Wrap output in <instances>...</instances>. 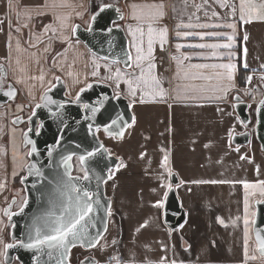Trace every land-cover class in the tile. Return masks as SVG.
<instances>
[{"label":"crops","instance_id":"obj_1","mask_svg":"<svg viewBox=\"0 0 264 264\" xmlns=\"http://www.w3.org/2000/svg\"><path fill=\"white\" fill-rule=\"evenodd\" d=\"M44 2L45 0H13V8L10 11L7 0H0V20L5 21L0 25V64L7 69L8 76L5 82L12 83L18 90L17 99L13 102L14 107L21 105L18 103L23 100L26 104L23 111L25 112L29 104L40 102V97L49 84L55 83L54 77L57 76L65 79L68 95L71 97H76L86 83L100 81L110 85L115 94L119 93L130 100L126 84L121 82L119 88H116L114 80L105 78L115 73L117 69L125 73L134 71L137 74L139 69L126 70L119 63L98 57L83 42L76 39L74 34L71 46L58 39H52L51 50L48 53H44L43 49L48 45V36L51 33L42 37L44 43H39L38 47L29 46L30 32H42L44 25L53 23L51 15L34 18L28 28H22L19 33L15 31L19 26L17 10L21 13L22 24L25 22L24 8L39 7ZM99 2L100 0H68L74 7L58 8L57 12L70 15L71 25L82 24L88 27L91 15L97 10ZM104 2L114 4L122 11L125 18L121 24L129 38L131 53L135 57L133 37L128 31L130 25L136 26V21L130 18V5L151 3L156 0H104ZM255 2L261 3L264 0ZM165 3L168 5V14L157 27H167L168 41L163 48L158 42L154 45L152 61L156 66L153 73L161 81L165 96L163 98L156 96L154 100L146 98L150 102H137L132 106L134 123L121 138L123 144L116 148V156L121 158V163L115 171L116 190L112 197L108 230L101 241V245L107 247L87 250L91 252L88 255L97 258L99 264H109L110 261L117 264V260L119 264H159L165 257L168 261L175 260L177 264H264V259H260L257 252L253 223L248 226V255L249 257L255 255L258 258L256 260L245 258L243 223L245 200L247 199L249 203L251 220L255 217L251 215L255 213L254 202L257 199H264L259 187L260 183L264 182V152L254 135L248 145H235L232 142L235 133H242L255 123V108L263 95L261 77L264 76V19L253 17L248 23L241 21L239 0H227L229 6L236 5L235 17L231 15V7H221L217 0H194L195 5L200 6L199 11L191 6L192 0H189V8L180 15L174 12L171 6L176 4L179 8L182 0H165ZM213 12L218 13V16H213ZM77 13L81 15L78 16ZM181 22L193 25L235 23L236 28L235 31L224 26L180 28L182 35L177 36V26ZM183 33L192 35L184 36ZM209 33L217 35L212 36ZM9 35L12 37L11 65L5 60L9 55L7 47ZM229 36H234V40H228ZM17 39L21 45L20 52L16 51ZM199 43L230 44L232 47L218 49L188 47ZM177 44L185 46L177 49ZM144 48L146 52V37ZM184 56L189 59H183ZM173 57H179L182 64ZM18 58L21 61L20 65L16 64ZM222 63H234L237 66L234 87L228 93V101L200 98L218 95L219 93L213 89L229 82L218 81L215 78V73L223 71L222 69L211 67L196 69L191 66ZM245 63L247 68L244 67ZM147 64L145 61V70ZM241 66L249 72L248 76H252L251 83L246 81L245 86L240 84ZM94 71H98L99 75L93 76ZM41 72L45 74L43 86L40 81L29 79L39 76ZM203 76L213 78L201 79ZM20 78L24 79V83H17ZM246 89L253 95H246ZM236 95L251 103L252 122L247 127L240 123L241 119L234 109L233 97ZM32 96H35L34 100ZM139 96L138 92L137 101ZM193 96L197 98H190ZM229 112L233 115L229 116ZM19 113L22 112L14 113L7 104L0 106V127L4 128L3 134L0 135V150H3L0 152V183L6 182L5 188L0 191V221L3 222L0 228H3L5 242H8L6 235L9 227L4 210L13 197V181L16 178L13 179L11 175L9 133L14 126L11 119ZM17 129L21 137L23 129L22 131L19 127ZM124 161L127 162L128 168L125 172H120ZM172 174L179 180L176 192L186 211L185 223L176 230H171L165 224L163 207L155 206L164 200L167 186L171 185ZM245 184L257 187L245 188ZM145 224L147 227H143ZM112 241L117 243L113 244ZM76 248L81 247L73 248L72 253ZM114 257L116 259H113ZM80 260L77 258L74 261L71 254V264H79Z\"/></svg>","mask_w":264,"mask_h":264},{"label":"snow or ice","instance_id":"obj_2","mask_svg":"<svg viewBox=\"0 0 264 264\" xmlns=\"http://www.w3.org/2000/svg\"><path fill=\"white\" fill-rule=\"evenodd\" d=\"M221 7L228 8L231 7V15L235 17L236 15V5L233 4L229 6L227 0H217ZM7 6L11 11L13 8V0H7ZM189 0H182L181 6L178 8L176 4H173L172 10L176 12L178 15L182 14L189 8ZM193 7L197 8L199 11V7L195 5L194 0H192ZM66 7H74L68 3V0H45V2L40 5L39 7H25L23 10V18L24 23H20L21 20V13L19 10L16 12L17 17V24L18 27L15 28L17 33L21 32L22 28H28L29 24L34 18L51 15L53 19V23H49L43 26L42 32L39 33H31L30 32V39L28 41L29 46L36 48L38 47L39 43H44L42 39L43 36H48L49 43L43 49L44 53H48L51 50V43L52 39H58L62 43H66L71 46V39L72 34L75 33L78 25H71L69 21L71 20V16L67 14H63L57 12L58 8H66ZM83 7V5H80ZM115 6L111 3H105L104 0H100L97 5V10L91 15V22H95L97 17L105 12L106 9L114 8ZM131 13L130 18L136 21V26L132 27L129 26L128 31L133 37V46L135 47V57L129 52L127 54V59L124 61L125 67L132 69H139V73L137 74L134 71H129L127 73L122 72L120 69H117L115 73L106 77L107 80H114L116 82V88H119L120 83L123 82L128 86V96L130 98L129 104L130 106H135L137 102L139 103H147L150 102L149 99H155L156 96L163 98L165 96V92L161 87V81L159 78L153 73V69L156 67L152 61L154 60V45L158 42L161 48H163L164 44L168 41V29L167 27H157L160 22L167 16L168 14V5L165 3V0H156V2L151 3H133L130 5ZM18 8V6H17ZM117 12L120 11L119 8L115 9ZM77 15H81L77 13ZM213 16H218V13L213 12ZM255 17L258 19H264V2L257 3L255 0H239V19L244 23H248L251 19ZM121 19L125 17L123 14L120 16ZM199 19V17H197ZM4 20H0V25L4 24ZM228 27L235 31L236 24L229 23L227 25H220V24H186L181 22L177 26V36H181L182 33L179 31L180 28H207V27ZM11 27V24H10ZM70 29V31H69ZM91 31V27L88 29ZM111 31V29H109ZM184 36L192 35V33H183ZM209 35L215 36L216 33H209ZM147 38V51L145 52L144 48V39ZM11 35L8 38L7 47L9 49V55L5 57V60L8 61L9 65H11V52H12V43H11ZM201 39L203 36L201 35ZM228 40H234V36L227 37ZM247 37L245 36V40ZM185 45L177 44V49L184 47ZM191 48H211V49H218V48H230L232 45L230 44H191L188 45ZM16 51H21L20 41L17 39L16 43ZM245 49V54H246ZM63 55V54H60ZM173 59H177L180 64H182V60L179 57H173ZM183 59H189V57L184 56ZM147 61V70L144 68V62ZM115 63H119V61H114ZM21 61L18 58L16 61L17 65H20ZM37 63L39 61L37 60ZM53 66H55V60L53 61ZM97 68L99 65L96 66ZM192 68L202 69V68H214V69H222L223 71H218L215 73V78L218 81L227 80L229 83L227 85H218L216 86L213 91L219 93L218 95L209 96V97H200V98H207V99H214L220 102H227L228 101V93L232 91L234 87V73L236 71V65L234 63H222V64H195L191 66ZM244 67L247 68V63L244 64ZM0 70H3V65H0ZM21 71H25V69H21ZM111 71V69H109ZM71 75V73H70ZM93 76H98V71H94L92 73ZM187 76V71L185 72ZM201 79L210 80L213 77L203 76L200 77ZM29 79L38 80L41 82V86L45 81V74L41 72L39 76L29 77ZM56 81H59V77H54ZM87 80V77H85ZM252 76L247 77V83H251ZM17 83H24V79L20 78L17 80ZM79 83V80H77ZM261 86H264V76L261 77ZM5 87L3 81H0V91L3 90ZM92 88V84L86 83L84 87H82L79 93L76 95L75 99L77 102H80V97L83 92L87 91L88 89ZM203 91V89H201ZM52 91V85L49 84L47 91L40 97V102L35 103L34 105L29 104V114L27 123H33V117L40 119L37 115L38 109L48 108L49 112L52 117H59V112H53L49 107L52 104H55L58 109H63L64 105L58 103L57 101L53 100L49 95L48 92ZM140 93L139 100L137 101V93ZM245 94L252 96L253 94L249 92L247 89L245 90ZM3 95L15 100L17 96V92L11 86L8 87L7 91H3ZM31 96V91L29 92ZM116 99H119V93L116 94ZM180 98L179 96L177 97ZM192 99H196L197 97L193 96L190 97ZM237 101V105L241 103V97L236 95L233 97ZM32 99H35V96H32ZM261 108H264V99L259 101ZM100 106H102V101H97V106H92L88 103H83L82 107L89 111L92 114V117H95L97 112L100 111ZM202 106V105H201ZM249 107H251L249 105ZM235 109V106H234ZM219 111H224V109H218ZM18 112L24 111V105H19L17 108ZM229 116L233 115L232 112L228 113ZM85 119H90V117L85 116ZM25 121L21 118L17 117L16 119L12 120V124L16 125L17 123H24ZM123 122V117H118L116 120H112V123L108 125L105 131H109L111 133L113 126L117 125L118 123ZM240 123L244 124L247 127V123L244 121H240ZM131 126V125H128ZM44 124L41 123L37 126V129H33L32 127H28L26 132H23L24 137V144L27 147V151L24 153L25 157H31L34 154L39 155L36 141L32 139L28 133H33L34 135H40V128H43ZM89 130L91 131V125H89ZM4 132V128L0 127V135ZM16 128H12V133L15 134ZM117 136H123V129L116 132ZM59 147L58 144H54L52 149L47 152L49 157L52 156L53 151ZM79 147V145H77ZM102 148V146H101ZM3 150H0L2 152ZM99 151V149H98ZM104 152H107V149H103ZM3 154L6 155V152ZM74 154H69L63 156L61 159V163L64 166V177L67 179H60L56 182L55 188L53 193L51 194L49 203L52 205V208L42 215L37 216L34 218L31 226L28 229L27 235L24 239L13 240L12 242H5L3 238V228H0V264H8L9 261V250L14 248H22L34 251L39 253L40 255L36 256L37 264H40L41 256L47 255L50 259L53 258V254H56V258L58 260V264H65V261L68 259L69 252L72 248L77 246L85 247V248H98L104 247L106 248L107 245H101V241L104 239V236L101 234V231L97 230L95 233L90 231L91 228H95V220L98 216V208L97 205L99 204L98 199H93V193L82 189L81 187L77 186L73 181L75 179H79L77 177H72L69 168V162L72 160ZM97 155L96 151H87L84 154H81L77 157L79 163L81 164V170L84 173L83 179L89 180V169L86 167L88 161ZM16 160V152L13 151V162L15 163ZM165 161H167V157H165ZM28 168V175H35L37 177L43 178V172L40 168L36 166L35 163L27 164ZM13 175L15 176L16 173L14 172ZM97 183L101 180L100 177H97ZM108 179H112V174L109 173ZM52 183V181H49ZM204 183V181H201ZM211 183H217V181H211ZM6 186V182L0 183V191H2ZM245 188H255L257 185H250L245 184ZM35 187V185H33ZM169 189L171 185L167 186ZM259 187L261 188L262 195H264V182H261ZM259 203H264V200L258 201ZM15 203V201H13ZM27 206V200L25 199L23 204L20 206V212L22 213L24 207ZM156 207H163L164 200L162 199L158 202ZM245 216L243 223L245 225V258L256 260L258 257L253 255L249 257L248 255V226L250 223H255L254 219L249 218V203L248 200H245ZM4 215L7 217L8 221L11 223L12 217L15 215H19L17 212H12L10 209L4 210ZM107 215H111V210H107ZM253 217L255 213L251 214ZM3 222L0 221V224ZM103 223V221H102ZM221 223L223 221L221 220ZM12 228H15V224H11ZM143 227H147V225H143ZM104 232L107 231V227L105 224ZM258 241V252L259 258L264 259V238H261L259 234L256 237ZM113 244H116V241H112ZM166 250V249H165ZM113 259H116L115 257ZM82 264H99V261L88 258L82 262ZM109 264H112L110 261ZM117 264L119 261L117 260ZM159 264H177L175 260L168 261L167 258H163Z\"/></svg>","mask_w":264,"mask_h":264},{"label":"water","instance_id":"obj_3","mask_svg":"<svg viewBox=\"0 0 264 264\" xmlns=\"http://www.w3.org/2000/svg\"><path fill=\"white\" fill-rule=\"evenodd\" d=\"M114 6V8L106 9L105 12L101 13L95 22H91L90 19L88 27L77 24L78 28L74 33V37L83 42L86 47L98 57L111 62L119 61V64H121L124 69L129 70V68L125 67L124 61L127 59V54L131 52L130 42L121 24L123 19H121L120 16L123 13L121 10L117 12L115 9L118 7L116 5ZM89 27H91V31L88 30ZM109 29H111V31H109ZM7 76V69L3 65V70H0V81H3L5 87L0 91V106L14 102L17 99V96L15 100H13L3 95V91H7L9 86L14 88L18 95V90L15 85L5 82ZM58 77L60 78L59 81L55 80V83L52 85V91L48 92V95L53 100L64 105L63 109H58L55 104L49 106L53 112L60 113L59 117H52L49 109L43 108L36 110L40 119L33 117L32 119L34 122L31 124L27 123L28 117L24 118L23 115H17L11 119L12 122V120L19 117L25 122L17 123L14 126L21 127L26 123L28 127H32L34 130L37 129L39 124H44V127L39 129L40 135L37 136L33 133H28V135L36 141L39 155L34 154L28 157L29 161L27 163H35L44 175L43 178L35 175H28V168L27 166L25 167V173L22 175L20 183L25 191L27 206L24 207L21 213L20 207L17 209L15 208L18 198L12 197L9 204L5 207V210L10 209L12 212L19 213V215L12 217L11 223L4 215L7 219L8 227L10 228V240L8 242H12L14 239H24L34 218L52 208L49 200L54 191L56 182L60 179H67L64 177L65 169L61 163V159L63 156L69 154H74L72 160L69 162V171L72 177L79 178L75 179L73 183L93 193V199L99 200V204L97 205L98 216L95 220L96 227H90V231L95 233L99 230L104 236L107 232L103 230L105 224L108 230L110 216L107 215V210H111L113 204L112 197L108 195L107 185L111 180L108 179V175L109 173L113 175V172L118 169L121 158L110 151L101 140L99 132L103 131L105 135L109 137H115L117 139L123 138L126 131L134 123L135 117L133 109L127 98L119 95L120 98L116 99V94L112 87L100 81H91L90 84H92V88L83 92L80 97V102H77L75 97L68 95L65 79L62 76ZM262 89L263 95L261 99H264V86H262ZM240 97L242 102L238 105L237 101L234 99L235 111L241 121H244L247 123V126H249L252 122L249 107L251 103L242 96ZM97 101H102V106H100V111L97 112L96 116L92 117V114L84 109L82 104L88 103L92 106H97ZM85 116L90 117V119H85ZM121 116L123 117V122L114 125L111 133L105 131L108 125L112 123V120H116ZM89 125H91V131L89 130ZM121 129H123L122 137L116 135V132ZM26 131L27 129L24 132ZM253 135L259 142L261 150L264 152V108H261L259 102L255 108V123L253 126L242 133H235L232 142L235 145H248ZM54 144H58L59 147H57L53 151L52 156L49 157L47 152L52 149ZM77 145H79V147H77ZM27 147L28 146L24 144L23 137V148L27 149ZM103 149H107L108 151L104 152ZM87 151H96L97 155L88 161L86 167L89 169L90 179L84 180V173H75V171L78 160L77 157ZM97 177L101 178L99 185L97 183ZM49 181H52V183H49ZM170 182L171 188H167L164 197L163 217L165 224L171 230H176L185 223L186 211L182 207L180 199L177 196L176 186L179 180L175 174L171 175ZM33 185H35V187H33ZM261 200L264 199H257L254 202L255 223H253V235L257 249V234H259L261 238H264V203L258 202ZM13 201H15V203H13ZM11 224H15V228H12ZM81 248L85 251L90 250L85 247ZM72 249L69 252L65 264H71ZM37 255L40 254L27 249L14 248L9 250L8 264H37ZM88 258L97 260L94 256L88 255L82 258L79 264H82V262ZM40 264H58L56 254L54 253L51 259L47 255L41 256Z\"/></svg>","mask_w":264,"mask_h":264},{"label":"rangeland","instance_id":"obj_4","mask_svg":"<svg viewBox=\"0 0 264 264\" xmlns=\"http://www.w3.org/2000/svg\"><path fill=\"white\" fill-rule=\"evenodd\" d=\"M18 104L21 105H26L25 102L19 101ZM7 105H9L11 107V109H13V112L15 113L17 111L18 105H16L14 107L13 102L8 103ZM25 114H29V111H25ZM15 127L16 128V132L15 134L12 133V128ZM10 133H9V143L11 146V175L14 179L13 181V186H14V193L13 196H17L19 197V202L16 204V208H19L24 199H25V191L23 186L20 183V179L22 177V175L25 173V167L29 161L28 157L24 156V153L27 151V149L23 148V131L21 133V137H20V131L17 129V126H12ZM128 135V134H127ZM99 136L101 138V140L106 144V146L111 150V152H113L115 155L116 153V148H118L119 146H121L123 144V140L121 139H117L115 137H109L106 136L105 133L103 131L99 132ZM126 139V138H125ZM15 150L16 152V160L15 163L13 162V151ZM128 168V164L127 162H123V164H121V168H120V172H125ZM16 173V175L14 176L13 173ZM75 173H83V171L81 170V165L79 164V161L77 160L76 163V171ZM116 172H113V177L112 179L109 181L108 185H107V189H108V195L113 197L115 194V190H116ZM149 199V197L147 198ZM114 211V210H113ZM6 239L7 241L10 240V228H8V234L6 235ZM88 254H91V252H87V251H83L81 248H76V250H74V252L72 253V257L73 260L75 261L77 258L80 260V258H84V256H87ZM83 256V257H82Z\"/></svg>","mask_w":264,"mask_h":264},{"label":"trees","instance_id":"obj_5","mask_svg":"<svg viewBox=\"0 0 264 264\" xmlns=\"http://www.w3.org/2000/svg\"><path fill=\"white\" fill-rule=\"evenodd\" d=\"M249 75V72L247 70H245L244 68H240V84L241 86H245L246 85V78Z\"/></svg>","mask_w":264,"mask_h":264},{"label":"flooded vegetation","instance_id":"obj_6","mask_svg":"<svg viewBox=\"0 0 264 264\" xmlns=\"http://www.w3.org/2000/svg\"><path fill=\"white\" fill-rule=\"evenodd\" d=\"M28 111H30V109L28 108ZM18 115H23V117L24 118H26V117H28V114L26 115L25 114V112H22V113H19ZM19 128H21V129H23V132L28 128V126H27V124L25 123V124H23L21 127H19ZM13 197H17V196H13ZM18 198V202H19V197H17ZM17 202V203H18ZM15 208H16V206H15ZM17 209V208H16Z\"/></svg>","mask_w":264,"mask_h":264}]
</instances>
